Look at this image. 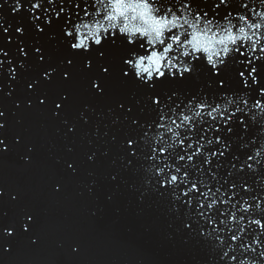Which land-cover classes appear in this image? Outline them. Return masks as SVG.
Instances as JSON below:
<instances>
[{"label": "snow or ice", "instance_id": "obj_1", "mask_svg": "<svg viewBox=\"0 0 264 264\" xmlns=\"http://www.w3.org/2000/svg\"><path fill=\"white\" fill-rule=\"evenodd\" d=\"M5 6L16 23L4 15ZM21 17L33 32L69 50L66 64L49 65L27 85L34 94L57 75L70 83L77 60L81 72L95 73L88 81L91 95L124 91L107 109L117 128L111 143L121 161L112 180L124 172L143 173L142 198L157 197L190 241L211 249L212 264H264V11L246 0H4L0 33L9 36V44L14 34L21 38L15 54L0 48V79L7 71L13 83L28 70L32 55L48 63L42 48L33 45L30 54L24 45L29 28ZM89 18L96 19L89 23ZM39 96V105L28 101L27 108L51 102L52 116L71 135L81 122L89 125L93 116H104L84 104L73 123L70 94L51 101L47 92ZM6 120L0 111V136ZM10 151L0 139V159ZM33 152L29 147L23 157L26 165ZM97 159V153L88 156L92 163ZM68 168L78 171L72 163ZM54 191H62L59 182ZM5 195L0 190V199ZM7 195L19 201V191ZM6 215L0 213V260L13 257L22 234H28L29 246L40 243L34 213L25 210L19 225L3 223ZM71 251L79 254V245Z\"/></svg>", "mask_w": 264, "mask_h": 264}, {"label": "water", "instance_id": "obj_2", "mask_svg": "<svg viewBox=\"0 0 264 264\" xmlns=\"http://www.w3.org/2000/svg\"><path fill=\"white\" fill-rule=\"evenodd\" d=\"M246 2L258 12L264 11L261 0ZM97 9L105 11L103 5H97ZM10 11L5 6L4 15L10 23H16ZM95 19L89 18L87 22L93 23ZM20 22L29 28L24 38L27 50L31 54L33 45L42 48L48 63H40L39 58L32 55L27 61L28 70H21L18 81L11 82L7 71L0 79L3 89L0 111L7 118L0 139L11 148L0 159V190L6 193L0 199V213L7 214L3 223L15 221L17 225L25 210L34 213L40 243L29 246L28 234L20 235L14 242L17 251L13 257L0 260V264H212L211 249L198 241H190L157 197L142 198L143 173L137 176L124 172L119 180H112L111 177L120 171L121 161L117 158L119 149L111 143L117 128L111 126L107 109L125 94L124 91L116 89L106 98L91 95L88 81L95 73L81 72L82 65L77 60L70 83L57 75L52 84H45L34 94L27 85L39 78L49 65L66 64L69 50L59 41L50 40L47 34L33 32L27 17H21ZM76 22L81 21L77 19ZM11 39L13 42L9 44V36L0 33V48L15 54L21 46L17 43L21 38L14 34ZM39 92H47L49 101L62 93L70 94L72 108L68 118L73 123L78 120L84 104H91L104 116H93L89 125L81 122L77 134L71 135L61 120L52 116L54 104L51 102L47 108H27L28 101L39 105V99L43 98ZM29 147L34 148L33 162L26 165L23 157L29 154ZM106 152L110 155L105 156ZM92 153L98 155L95 163L88 160ZM69 163L77 168L75 174L68 168ZM57 182L62 185L60 192L54 191ZM249 183L255 182L250 180ZM260 183L264 184V180ZM17 191L19 201L12 202L7 193ZM17 231L22 230L18 227ZM222 236L227 243V233ZM73 244L79 245V254L72 253Z\"/></svg>", "mask_w": 264, "mask_h": 264}, {"label": "clouds", "instance_id": "obj_3", "mask_svg": "<svg viewBox=\"0 0 264 264\" xmlns=\"http://www.w3.org/2000/svg\"><path fill=\"white\" fill-rule=\"evenodd\" d=\"M139 11H140V9H137V12L131 13V15L136 16ZM146 33L151 36L153 34V27L152 26L147 27Z\"/></svg>", "mask_w": 264, "mask_h": 264}]
</instances>
